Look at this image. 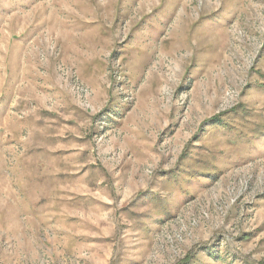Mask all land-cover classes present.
<instances>
[{"label":"rangeland","instance_id":"rangeland-1","mask_svg":"<svg viewBox=\"0 0 264 264\" xmlns=\"http://www.w3.org/2000/svg\"><path fill=\"white\" fill-rule=\"evenodd\" d=\"M0 264H264V0H0Z\"/></svg>","mask_w":264,"mask_h":264}]
</instances>
